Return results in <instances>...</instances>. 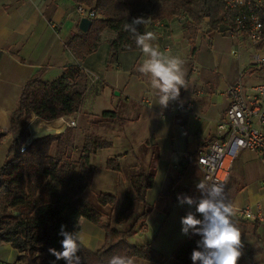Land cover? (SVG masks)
<instances>
[{
  "label": "crops",
  "instance_id": "0c3cea01",
  "mask_svg": "<svg viewBox=\"0 0 264 264\" xmlns=\"http://www.w3.org/2000/svg\"><path fill=\"white\" fill-rule=\"evenodd\" d=\"M76 5L72 0H0V164L11 158L10 114L27 80L37 74L43 81L51 82L68 65L78 64L86 77L79 110L54 120L34 115L27 141L70 128L72 159L77 157V146L87 133L110 141V147L90 155L94 175L82 196L99 206L104 221L110 220L112 227L121 231L131 228L145 204L150 206L144 223L133 235L136 237L145 225L146 238L140 244H149L162 253L166 257L163 264H178L172 253L190 235L181 234L179 219L194 208L178 206L177 194L200 195L195 184L203 180V175L196 153L216 137V124L229 104L228 87L238 78L246 88L264 84V64L250 63L247 36L230 35L224 22L212 29L209 18H204L192 37L184 14L149 18L145 29L155 34L154 46L184 61L186 87L181 89L179 101H174L173 116L168 107L159 106L150 76L138 71L147 59L141 50L121 51L112 56L109 40L116 36L113 31L103 30L97 50L83 60H78L66 47L80 20ZM260 51L264 54V43ZM104 111L115 112L116 116H104ZM68 119H75L77 126L67 127ZM52 151L55 153V146ZM184 153L189 155L188 159L177 165ZM109 159L119 164V170L108 168ZM142 172L154 178L146 202H137L130 218L117 223L115 219L126 196L134 195L131 178ZM170 188L174 199L161 200L158 207L160 196ZM224 189L226 202L235 205L233 220L241 231L243 254L238 264H264V156L249 149L240 151ZM101 193L113 195L115 205L100 206ZM245 206H250L254 213L259 209L260 217L247 219L242 214ZM74 231L83 234L82 244L92 251L105 243L104 231L86 218L79 219ZM20 255L10 243H0V264H26L19 259ZM133 260L134 264H156Z\"/></svg>",
  "mask_w": 264,
  "mask_h": 264
},
{
  "label": "trees",
  "instance_id": "16d2710c",
  "mask_svg": "<svg viewBox=\"0 0 264 264\" xmlns=\"http://www.w3.org/2000/svg\"><path fill=\"white\" fill-rule=\"evenodd\" d=\"M85 4L97 13V18L87 32L78 27L66 42L78 60L97 50L103 30L113 31L116 36L109 40L112 56L121 51L140 50L135 37L125 30L124 25L134 17L158 19L184 14L187 29L194 37L204 18H209L211 28L216 29L224 22L223 0H72ZM258 12L264 30V0H259ZM138 32H146L145 24ZM86 89V77L78 64H71L51 82L43 81L35 74L24 84L16 108L10 114L11 142L8 155L11 158L0 164V243H10L21 255L19 259L33 258L37 264H52L54 257L47 252L49 247L60 250L58 235L60 226L74 231L80 218H86L100 227L105 234L104 245L92 251L81 244L78 255L81 264H107L113 255H127L132 258L163 264L166 257L149 244H134L129 238L137 227L144 223L151 207L145 204L143 212L126 231L112 227L110 220L104 221L99 206L88 202L82 193L92 182L94 166L90 155L99 149L108 148L111 142L101 136L87 133L77 146V157L71 158L72 131L37 137L20 148L29 138V123L32 117L54 120L76 113L82 103ZM104 116H116L115 112L104 111ZM2 133L0 132V145ZM55 146V153L52 148ZM65 158L64 160L62 159ZM108 168L119 170L113 159ZM153 175L139 173L131 178L133 197L127 195L116 216L117 223L126 222L134 212L137 202H146V193L153 185ZM174 199L173 188L160 196L161 200ZM116 199L109 193L98 196L100 206H114ZM198 236L189 235L172 253L178 264H192L190 259L196 247ZM56 264H64L57 261ZM196 264H200L197 261Z\"/></svg>",
  "mask_w": 264,
  "mask_h": 264
},
{
  "label": "clouds",
  "instance_id": "9594fccd",
  "mask_svg": "<svg viewBox=\"0 0 264 264\" xmlns=\"http://www.w3.org/2000/svg\"><path fill=\"white\" fill-rule=\"evenodd\" d=\"M150 22L144 16L134 17L124 25L126 31L135 37L136 46L147 57L138 71L150 76L151 88L159 96V106L167 108L170 102L179 101L180 91L186 87L184 61L170 52L162 53L158 46L152 43L156 36L153 32H138V27ZM195 189L198 197L187 194H177L178 206L187 205L194 211H186L179 219L182 235L198 236L196 247L191 252L192 264H238L242 256L241 231L233 220L235 205L226 202L223 184L198 181ZM58 235L60 250L49 247L47 252L54 257L52 264L64 261V264H81L78 255L84 236L79 231H68L65 225L60 226ZM107 264H134L132 257L113 255Z\"/></svg>",
  "mask_w": 264,
  "mask_h": 264
},
{
  "label": "built area",
  "instance_id": "2783aa9c",
  "mask_svg": "<svg viewBox=\"0 0 264 264\" xmlns=\"http://www.w3.org/2000/svg\"><path fill=\"white\" fill-rule=\"evenodd\" d=\"M224 23L230 35H246L251 50L250 63L264 64V54L260 46L264 43L263 22L258 12L259 0H223ZM75 12L79 19H96L97 13L85 4H77ZM239 55V53H236ZM227 94L229 104L223 117L216 124V137L205 142L196 153V160L202 171L203 180L223 184L228 183L234 160L240 151L249 149L264 156V84L246 88L238 78L229 85ZM175 102H170L168 112L175 113ZM67 127H76L75 119L65 121ZM29 142L21 146L23 151ZM189 155L182 154L177 165L185 162ZM176 165V166H177ZM177 168V167H176ZM242 214L250 220L260 217V210L254 213L250 206L242 209ZM145 225L141 232L145 231Z\"/></svg>",
  "mask_w": 264,
  "mask_h": 264
},
{
  "label": "rangeland",
  "instance_id": "374dc122",
  "mask_svg": "<svg viewBox=\"0 0 264 264\" xmlns=\"http://www.w3.org/2000/svg\"><path fill=\"white\" fill-rule=\"evenodd\" d=\"M160 4H163L164 6L166 5V3L164 2V0H160ZM74 157V156H72ZM159 227V226H158ZM158 227H156V229H158ZM144 232H138L136 237L134 235L131 236V241L134 242V244H140V242H143L146 238V235L143 234ZM26 264H37V262L33 261V258L28 257L27 259L23 260Z\"/></svg>",
  "mask_w": 264,
  "mask_h": 264
},
{
  "label": "water",
  "instance_id": "95a60500",
  "mask_svg": "<svg viewBox=\"0 0 264 264\" xmlns=\"http://www.w3.org/2000/svg\"><path fill=\"white\" fill-rule=\"evenodd\" d=\"M92 23V20H90L88 17H82L80 20H79V23H78V28L82 31V32H87L90 25Z\"/></svg>",
  "mask_w": 264,
  "mask_h": 264
}]
</instances>
